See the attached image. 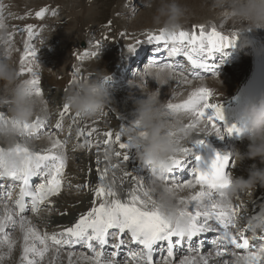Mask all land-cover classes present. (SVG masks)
<instances>
[{
	"label": "snow or ice",
	"instance_id": "6c2138e0",
	"mask_svg": "<svg viewBox=\"0 0 264 264\" xmlns=\"http://www.w3.org/2000/svg\"><path fill=\"white\" fill-rule=\"evenodd\" d=\"M49 11L56 15V9L41 7L35 16L42 20ZM228 20L225 14L219 24H192L171 34H165L163 29L146 30L143 40L126 45L131 54L141 42L153 46L156 55L145 65L167 69L172 75L161 83L145 74L141 84L146 85L149 80L156 82V94L163 99L169 118L180 113L189 116L183 132L174 128L167 130L177 148L169 157L163 181L168 190L179 193L177 214L190 218L186 228L177 227L161 213L151 172L145 178L135 168L129 169L130 149L135 146L131 136L124 133L129 127L139 129L138 121L132 119L125 124L124 117L108 105L118 124L115 129L101 128L100 120L107 113L89 119L73 112L70 105L63 102L55 124L50 123L49 101L44 98L38 71L39 50L34 43L39 26H16L22 35L26 33L22 51L16 49L20 51L18 75L28 77L24 82L32 87L36 96L44 98V107L43 115L37 113L31 122L21 125L15 144L8 149L19 157V162L0 155V264L12 256L17 246L20 249L18 264H63L65 255L66 264H264V226L255 228L252 223L253 220L264 222V192L251 201V213L242 212L247 202L237 201L243 193L229 200L223 191L230 185L231 169L236 167L231 151L212 148L207 158L194 151L200 146L210 148L208 137L211 135L221 140L226 135L244 137L242 122L228 124L225 121L222 104L213 100L215 89L204 83L190 87L186 98L179 102H174V98L180 93L173 90L166 95L162 87L173 83L177 88L191 86L195 80L204 79V72L219 76L217 53L234 45L240 34L234 23L225 30L224 22ZM3 21L0 6V22ZM14 35L9 33L10 43ZM127 35L120 33L121 38ZM101 47V41L97 40L93 47L76 55L81 64L73 66L70 85L85 78L82 62L87 57H98ZM223 62L221 59L220 63ZM0 105L3 106L0 120H6L8 104ZM66 118L69 136L73 126L76 128L75 147L89 153L85 178L75 187L85 190L90 199L74 221L57 224V230L51 232L42 231L28 214L39 217L43 208H56L54 198L59 197L65 187L68 138L61 139L56 133L63 130ZM41 137L47 140L43 147L33 143ZM4 151L5 147L0 145V154ZM140 167L145 165L141 162ZM185 172L186 179L182 178ZM68 186L72 187L70 181ZM185 191L188 194L182 195ZM59 215L64 217L69 212L65 210ZM17 231L18 238L13 236ZM249 231L253 233L251 238L247 235ZM77 247L82 250L77 251Z\"/></svg>",
	"mask_w": 264,
	"mask_h": 264
},
{
	"label": "clouds",
	"instance_id": "9594fccd",
	"mask_svg": "<svg viewBox=\"0 0 264 264\" xmlns=\"http://www.w3.org/2000/svg\"><path fill=\"white\" fill-rule=\"evenodd\" d=\"M210 9L218 16L223 17L227 14L240 33L264 28V0H210ZM187 14V8L179 0H160V5L153 15V23L163 29L165 34H171L183 27ZM9 48H12L9 30L3 21L0 22V84L3 91L0 104H8V119L0 120V145L5 147L4 153L0 155L18 163L19 157L8 149L15 144L22 131L21 125L31 122L42 110L44 98L36 96L32 87L24 82L26 78L18 75V67L12 60V52L8 51ZM145 74L161 83L166 82L172 75L167 69L149 68L146 65L142 71L135 72L130 87L137 88V85H140L139 89L144 94L142 98L134 101V119L139 122L140 128L129 127L124 134L131 136L137 159L148 167L153 175L161 213L177 227L186 228L190 218L177 214L179 206L176 198L179 193L168 190L163 181L170 164L169 157L177 148L174 137L168 135L167 130L174 128L178 132H183L184 123L189 116L180 113L169 118L156 90L149 92L145 85L141 84ZM105 76H109L106 69L98 72L94 77L88 76L79 80L65 93L63 102L85 118L99 116L113 101V97L102 82ZM239 120L245 128L246 151L241 152L239 148L233 146L232 157L236 165L245 159L259 163H253L247 169L246 176L231 175L230 185L223 189L229 200L240 193L251 196L258 186L264 188V93L251 97L241 105ZM190 132L191 130L189 134ZM252 223L255 228L264 226V222L259 220H253Z\"/></svg>",
	"mask_w": 264,
	"mask_h": 264
},
{
	"label": "bare ground",
	"instance_id": "6f19581e",
	"mask_svg": "<svg viewBox=\"0 0 264 264\" xmlns=\"http://www.w3.org/2000/svg\"><path fill=\"white\" fill-rule=\"evenodd\" d=\"M34 2H36V3L35 4L31 3L30 5L38 6L37 11L41 8V6L44 5V2H42V0L34 1ZM59 2H63V1L60 0ZM40 3H43V4H41V6H40L39 5ZM56 4H57V2H56ZM56 4L52 3L53 9H55L57 7ZM59 4H61V3H59ZM11 5H14L15 9H16V7H20L21 16H19V17L25 18V16L26 17L29 16L28 11L23 4V0H10L9 6H11ZM79 20H81V19H79ZM33 21H36V20H33ZM221 21H222V17L218 18V19H213V21H210V22H216L217 24H219ZM5 23H6V21H5ZM224 23H225V30L232 27V22L230 20H228ZM10 24H12V26L18 25L20 28H23L25 25L31 24V23L29 20H26V18H25L22 21L13 20ZM36 24H38V23L36 22ZM62 25H63V23H62ZM64 25H66V24L64 23ZM62 28L64 29L63 26H62ZM8 30H9V33H15V35L12 37V40H11V47L13 49L12 60L15 62L16 66L19 68L20 51H17L16 49H20L22 51L23 39L26 36H24V38H22V36L25 35V33L23 35L20 33L18 34L10 26H8ZM108 30H106V32L103 34V37L105 39L102 38L101 42L104 43L103 44L104 47L111 48L114 53H109V54H107L106 52L103 53V51H105V50L103 49V46H102L100 54L98 56L99 58H102V59L99 62H98V59L92 62L95 64L90 63V67L93 70H94V68H95V70L106 69L107 72H110V70H114L112 72L113 73L112 76H114V74H116V70L119 67L123 68L124 65L126 63H128L127 62L128 58H124L123 55H121V51L119 49V46L124 47V45H125L124 43H121V40L123 38H121L120 34H119V37L117 39L115 37H112L114 34L108 35L107 34ZM60 31L61 32H57L54 34V41H58V40L63 39L66 46H68V45L70 46V44L73 43L72 35L70 36L69 35L70 33H66L65 31H67V30H65V31L60 30ZM110 32L112 33V29L110 30ZM123 32H126V31H123ZM126 33H128V32H126ZM140 39H144V37L139 38V40ZM147 45H149V44L141 42L140 49H137L135 51V54H137L138 57L142 56L143 51H141V50H145ZM234 46L241 48L242 51L244 52V55L241 59L242 64H239V65L236 64V66H234V67H229L227 65L225 67V69L223 70L227 74V76L224 77V76L219 75L220 79L208 77V78H204L202 81L201 80H195L193 82V85H191V86L182 85L179 88H177L176 84L173 83L168 87L162 86L164 93L167 95V94L172 93L173 90H175L176 92L180 93V95H177L174 98V102H179L180 100L186 98L187 91L190 89V87L197 86L200 83H204L207 86L215 89L216 96L213 98V100L214 101L218 100L221 104L225 105L231 99V97L233 95L235 96L236 94H238L241 87L251 77L253 70H254L255 62H256V57H255L256 52L261 51L262 53H264V28H257L255 30H249L245 33H240L235 44L229 46L228 48L234 49L233 48ZM42 47L43 46H41V48ZM122 47H121V49H123ZM41 48L38 49L39 50L38 51V57H39L38 61L40 62V68L38 69V71L41 74L42 87H43V89H47L46 91H44V98H47V100L52 101V102L57 100V101H60L61 103H63V97H64L65 93L72 86L69 84L70 79L65 74L66 69L70 66L69 62L71 59H69V58L71 55H70L69 51H65L63 49V50H60L58 57L56 55L53 58H51V60L52 59L56 60L57 66H59V68L61 67V69H62V75L60 76V79H57V78L53 77V74L50 71V67L42 64L43 54L40 50ZM102 49H103V51H102ZM225 49H227V48H225ZM128 55H129L128 57H130V55H132V54L129 53ZM136 59H137V57H136ZM47 61H49V59ZM136 61H138V60H136ZM51 65H52V63H51ZM22 77L28 78L26 75L22 76ZM129 81H131V80H129ZM137 83H139V82H137ZM129 84H130V82H129ZM146 85L149 86V90L146 89L149 92L156 90L158 87L156 82L153 80H149V82ZM66 88H67V91L65 92ZM129 88H131V89H129ZM137 90L140 91V94L135 96L134 92ZM2 94H3L2 84H0V95H2ZM143 95L144 94L142 93L141 89L132 88V87L128 86L127 91L124 92L123 94H120V93L111 94V96L113 97V101L109 105H111L113 108H115L117 113H119L121 116L124 117L123 122H130L132 119H134V115H135V113H134V109H135L134 101L136 99L142 98ZM158 98L161 102H164L162 98H160V97H158ZM119 104H123V106L121 107V106H119ZM0 107H3V106L0 105ZM47 111H48V113L52 112L49 108L47 109ZM128 111H130V112L128 113ZM104 112L107 113V116L103 120H100L99 126L101 128L111 127L113 129H115L117 124H118V120L116 119L115 113L109 112L108 106H106ZM38 113H41V115H43L42 110L39 111ZM95 118H98V116ZM91 119H93V118H91ZM185 122H187V121H185ZM208 140H211L212 142L218 144L220 147L226 148L227 150H230V151L233 148V146L239 148L241 152L246 151V145H247L246 139H243L240 141H235L233 144H231V141H230L231 139H227L226 136L221 140V139L217 138L215 135H211L208 137ZM228 140H229V142H228ZM33 143L39 147H43L47 144V140L46 139L34 140ZM69 149L70 148L68 147L66 154L69 155L72 153V155H77L76 153H74L72 150H69ZM132 159H137L135 147H133V151L130 152V160L128 162L130 170L135 168L131 164ZM81 162H82L83 171H81L79 169V167L76 166L75 162H70L71 164L69 163L68 167L66 168V171L70 172V174L66 173L67 176L69 177L70 180H73L76 183H82L83 182L85 175H86L87 166L89 165V162H90L89 153L84 149H83V156L80 157V163ZM253 163L258 164L259 162L258 161L254 162L253 160L245 159L239 165H236V167L234 169H232V172L236 176H240V175L246 176L247 175V169ZM243 167H245L246 169H243ZM71 175H72V177H71ZM93 179H95L94 174H93ZM255 192L256 193H254V195L252 197H250L253 200L257 197V195L259 193L264 192V188H261L258 186L257 190H255ZM181 194L187 195L188 193H187V191H185ZM89 199H90V196L87 194V192L85 190H79L78 194H75L72 190H67V191L65 190L62 192V194L59 197H56L54 199L56 204H57V207L54 208L53 210H50L49 212H47L45 214V217H47V220H49V226L41 224V221L39 219L40 216L39 217L34 216V217H31V219L33 220L34 223L37 224V226L42 231L48 230L49 232H51L53 230H57L56 229L57 224L63 225V224H68L69 222L74 221V219L77 217V214L80 211L85 210V208L87 206V202ZM81 201H82V203H81ZM242 202H245V200H242ZM251 205H252V203H251ZM251 207H253V206H251ZM65 210H67L69 212V215L61 217L59 215V213L62 211H65ZM251 212H252V208H251V210L248 211V213H251ZM248 218L250 219L251 216H249ZM19 235H20V233L17 231L14 237L18 238ZM19 256H20V249H19V246H17V248L14 250L12 256L10 258L6 259L3 262V264H18ZM63 264H66V255L64 257Z\"/></svg>",
	"mask_w": 264,
	"mask_h": 264
},
{
	"label": "rangeland",
	"instance_id": "374dc122",
	"mask_svg": "<svg viewBox=\"0 0 264 264\" xmlns=\"http://www.w3.org/2000/svg\"><path fill=\"white\" fill-rule=\"evenodd\" d=\"M34 1H39V0H28V3L29 4L30 3L35 4L36 2H34ZM46 1L47 0H42V2H44V3ZM59 1L60 0H57V1L51 0L50 1L51 4L52 3L56 4V2H57V4H56L57 7H58V4L61 3V4H59L60 7L57 8L58 9V15H60V16L58 18L57 17L55 18L56 22L53 21L54 26H52L51 32L48 33L46 36H44L43 43L47 44L46 47H44V45H42L44 48L40 49L42 54H43L42 64L50 67V71L52 72L53 77H55L57 79H60V76L62 74V69H61V67L59 68V66H57L56 60H53V59L51 60V58H53L56 55L58 57L60 50H63V49L65 51H69L70 55L72 56L71 47L73 45H79L82 40H84L85 42H87L88 45H90L92 43L91 29H93V30L97 29L98 24H101L104 22L105 25L108 26V21H111L114 23V25L116 26V28L118 30L121 31V29L119 28L121 26L126 31H128L127 34H129V31H131L132 33L130 35L133 36V39L131 38V40L129 41L130 43L135 42V38H137L139 40V38L144 35L146 30H158V29H160L159 26H157L153 23V15L155 14L156 8L159 7V5H160V0H81V1L80 0H62L63 2H59ZM179 2L187 8V13H188L187 14V20H186V22H184L183 25L201 24V23H206V22L208 23L210 21H213V19H218V18L222 17V16H218L214 11H212L210 9V0H179ZM23 4L25 6L26 1L23 0ZM41 4H43V3H40L39 5H41ZM15 10L18 12V15L21 16L20 7H16ZM28 14H29V12H28ZM29 17L30 16H27V17L25 16V18H29ZM25 18L23 17L22 19L24 20ZM79 19H81V20H79ZM62 23H63V25H62ZM64 23L66 25H64ZM61 25L64 27V29L62 28ZM111 29H112V33L110 32ZM60 30H63V31L67 30L65 32L70 33L69 34L70 36L72 35L73 43L70 44L71 47L69 45L66 46L63 39L58 40L56 42L57 44L56 43L54 44L53 35L57 32H61ZM106 30H108L107 31L108 35L114 34L112 37H115L116 32L114 31V29L112 27H107ZM103 34H102V37H103ZM118 37H119V34L115 38L117 39ZM22 38H24V36H22ZM123 39H124V37H123ZM123 39L121 40V43H123ZM140 40H143V39H140ZM89 42H91V43H89ZM34 43L36 45L35 41H34ZM87 47H89V46H87ZM121 47L119 46V49L121 51V55H123L124 58H129L128 57L129 53L127 51L123 53L124 47H122L123 49H121ZM105 48L109 49V51L108 52L106 50L103 51V49H102L103 53H105V52L107 54L114 53L111 48H109V47H105ZM137 49H140V45H139V47H137ZM82 52H83V50H78L75 53V55L82 53ZM71 56L69 59H71ZM48 59H49V61H47ZM101 59L102 58H99L98 62ZM51 63H52V65H51ZM77 63L81 64V61H78ZM69 64H70V62H69ZM91 64H95V63H91ZM238 64H242V62L241 63L238 62ZM141 66H143V65H141ZM228 66L232 67L230 65H228ZM234 66H236V65H234ZM82 67L84 68L83 62H82ZM140 67H138V68H140ZM138 68L137 67L133 68L131 70V72L128 74L129 75L128 76L129 77L128 82H130L129 80H133L135 78V72ZM68 69H69V67L66 69L65 74L70 79L71 74L68 71ZM84 70L87 71V69H85V68H84ZM94 70H95V68H94ZM94 70L90 69V71L88 72V76H91L92 73H98V72L103 71V70H101V71L100 70L94 71ZM142 70H143V67L139 71H142ZM221 76L225 77V76H227V74L225 72H223V75L221 74ZM213 78H215V77H213ZM217 79H220V76H218ZM129 86H130V84H129ZM145 88L147 90H149L148 85H146ZM123 89H120L119 91H121ZM46 90L47 89H44V91H46ZM119 91H118V93L123 94L124 92L127 91V88L124 89V92H122V93ZM137 91L134 92L135 96L140 94V91H138V92ZM111 94H113V93H111ZM45 99H47V98H45ZM60 106H61V103H60V101H57V100L54 102L49 101V103H48V108L51 111H54V110L57 111L60 108ZM119 106L122 107L123 104H119ZM129 112L130 111H128V113ZM125 123L127 124V122H125ZM70 162H74V161L71 160ZM243 169H246V168L243 167ZM254 193H256V192L254 191L251 194V196L245 194L244 195L245 197H242L245 199H242V200H245V202H248L246 199H250V197H252L254 195ZM252 200L253 199L251 198V201ZM250 206H252V205H250ZM248 211H242V212H248ZM15 234H16V232L13 233V236H15Z\"/></svg>",
	"mask_w": 264,
	"mask_h": 264
}]
</instances>
